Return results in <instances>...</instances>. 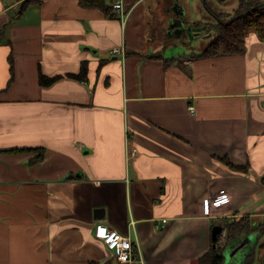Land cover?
<instances>
[{
    "label": "crops",
    "instance_id": "0c3cea01",
    "mask_svg": "<svg viewBox=\"0 0 264 264\" xmlns=\"http://www.w3.org/2000/svg\"><path fill=\"white\" fill-rule=\"evenodd\" d=\"M91 1L0 0V264H119L99 223L129 264H200L215 224L264 227V40L201 58L207 0Z\"/></svg>",
    "mask_w": 264,
    "mask_h": 264
},
{
    "label": "trees",
    "instance_id": "16d2710c",
    "mask_svg": "<svg viewBox=\"0 0 264 264\" xmlns=\"http://www.w3.org/2000/svg\"><path fill=\"white\" fill-rule=\"evenodd\" d=\"M20 2V9L31 4H39L42 0H18ZM101 4L92 0L89 5ZM222 13V12H221ZM221 13L215 14V24H204L205 32H214V38L203 49L200 54L201 58H208L217 55L230 54L237 55L244 52L245 38L250 32L257 34V36L264 40V0H237V7L233 15L228 20H220ZM80 74L74 75L75 78L81 79L86 71L84 64L81 65ZM56 77L47 78L41 72L38 75V82L41 85H49L55 80ZM41 155V154H40ZM42 157L36 158L33 162L40 161ZM262 182L264 184V175L262 176ZM220 225L223 227V231L226 232V239L222 246L218 245L219 240L222 239V235H219L214 249L200 261V264H222L223 262V248L229 244H239L246 234H256L257 241L250 247V250L246 254L243 260V264H262L258 261V245L264 236V227L257 225V221L250 220L246 216L235 219L233 221L223 220ZM233 246V247H234ZM264 258V256H263ZM264 260V259H263ZM95 264V263H88Z\"/></svg>",
    "mask_w": 264,
    "mask_h": 264
},
{
    "label": "built area",
    "instance_id": "2783aa9c",
    "mask_svg": "<svg viewBox=\"0 0 264 264\" xmlns=\"http://www.w3.org/2000/svg\"><path fill=\"white\" fill-rule=\"evenodd\" d=\"M113 9L121 12L122 4L115 2L112 5ZM112 53H118L119 50L114 48ZM229 195L222 190H215L212 192L209 200V207H211L212 215H219L227 209ZM165 223V220H163ZM94 236L96 239H101L106 249L111 253L112 258L119 264H129L135 260V252H133V242L131 238L121 235L116 230L110 229L103 224H97ZM226 236H223L225 238Z\"/></svg>",
    "mask_w": 264,
    "mask_h": 264
},
{
    "label": "rangeland",
    "instance_id": "374dc122",
    "mask_svg": "<svg viewBox=\"0 0 264 264\" xmlns=\"http://www.w3.org/2000/svg\"><path fill=\"white\" fill-rule=\"evenodd\" d=\"M206 4L211 8V10L214 13H220L221 11H225L227 13H232L231 14V16H232L233 12L235 11V8L237 7V0H207ZM202 8L205 9V7H203V5H202ZM221 14H223V13H221ZM219 18H220V20H224L220 16H219ZM209 36L210 37L208 39L201 38L198 40V45L195 48L196 51H200V49L205 48V46L208 44V42L214 38V32L212 31V34ZM197 48H198V50H197ZM225 234H226V232H225ZM223 239L225 240L226 237ZM261 248H264V245Z\"/></svg>",
    "mask_w": 264,
    "mask_h": 264
},
{
    "label": "water",
    "instance_id": "95a60500",
    "mask_svg": "<svg viewBox=\"0 0 264 264\" xmlns=\"http://www.w3.org/2000/svg\"><path fill=\"white\" fill-rule=\"evenodd\" d=\"M222 232H223V227L220 224H215L211 230V235H210L213 243L217 240L218 236L221 235ZM252 239H254L253 235L246 234V236H244L243 240L237 246H235L234 248L231 247L232 250L230 252H229L230 249L229 248L226 249L225 248L226 246H225L223 248L224 250L222 253V255H223L222 264L223 263L226 264L228 262V260L230 259V257H232L234 254H236L237 252L242 250L241 248L244 245H247L248 243H251V242L255 243L254 240L252 241ZM229 245H227V246H229ZM214 247H215V244H213L212 248L214 249Z\"/></svg>",
    "mask_w": 264,
    "mask_h": 264
},
{
    "label": "flooded vegetation",
    "instance_id": "af4514ba",
    "mask_svg": "<svg viewBox=\"0 0 264 264\" xmlns=\"http://www.w3.org/2000/svg\"><path fill=\"white\" fill-rule=\"evenodd\" d=\"M252 235H253V236H254V235L256 236V238L253 239V240L256 242V241H257V235H256V234H252ZM263 237H264V236H263ZM253 240H252V241H253ZM224 241H225V240H224ZM254 244H255V243H254ZM260 245H261V246H260ZM263 245H264V241H260V244L258 245V247L260 246L259 248H261ZM251 246H252V245H251ZM243 247L246 248V249H248V251L250 250V246L247 247L246 245H244ZM243 247H242L241 249H243ZM263 256H264V252L262 253L261 260H260V262H261L262 264H264V260H263L264 258H263Z\"/></svg>",
    "mask_w": 264,
    "mask_h": 264
}]
</instances>
